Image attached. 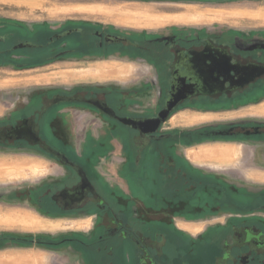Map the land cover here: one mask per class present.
I'll use <instances>...</instances> for the list:
<instances>
[{"label":"flooded vegetation","instance_id":"af4514ba","mask_svg":"<svg viewBox=\"0 0 264 264\" xmlns=\"http://www.w3.org/2000/svg\"><path fill=\"white\" fill-rule=\"evenodd\" d=\"M124 1L155 4L156 11L176 18L194 17L182 8L200 5L225 10L242 6L233 11L257 15L251 17L253 20L264 19V0ZM140 5L125 7L132 11L151 9ZM143 24H147L145 20ZM212 27L217 25L170 23L136 29L72 15L40 21L0 17V71L87 66L115 58L133 65L139 76L128 86L96 80L70 85L37 83L25 94L20 91L15 98H0V158L4 154L48 156L52 168L50 174L36 181L9 186L0 182V213L27 212L38 217L43 214L48 220L92 221L87 229L50 234L34 229L18 232L14 230L18 226L0 228V250L43 246L58 251L68 264H264V203L262 209L246 207L233 213L225 211L224 205H216L222 197H229L226 187L232 180L247 186L244 197L248 200L264 201V176H251L264 174V116L246 113L228 123L173 132L163 129L174 113L187 108L198 110L203 106L220 112L264 104V33L240 28L231 30L238 33L226 34ZM106 66L81 71H102ZM148 74L153 79L143 80ZM154 88L159 91L154 105H145L140 97L126 98ZM173 89H184L187 95L157 131L145 133L123 122L125 118L156 117ZM208 142L235 146V160L230 162L227 156V162L198 163L179 152ZM157 151V176L146 186L145 175L142 178L141 174L149 155ZM112 155L122 156L115 175L123 173L122 167L127 165L128 181L139 188L137 194L132 193L131 183L123 187V181L112 175L110 179L102 171L101 161ZM54 160L63 168L54 167ZM216 169L221 172L216 173ZM217 187L223 189L215 195ZM183 201L200 205L195 206L197 217H185L194 220L191 223L195 225L188 227L194 231L180 226H152L150 219L172 216V203L182 207ZM150 202L160 204L159 213L153 212ZM180 211H175L177 216L182 215ZM218 218L225 221H216ZM39 225L47 226L40 222L34 227ZM33 253L50 261L46 251Z\"/></svg>","mask_w":264,"mask_h":264},{"label":"rangeland","instance_id":"374dc122","mask_svg":"<svg viewBox=\"0 0 264 264\" xmlns=\"http://www.w3.org/2000/svg\"><path fill=\"white\" fill-rule=\"evenodd\" d=\"M126 5L133 6V5H140L138 3H130L128 1L124 0H0V17L9 18L13 20H44V19H57L61 18L62 16H76V17H82V18H89L92 22L100 21L103 19L105 22H112L114 24H117L118 26L122 27H132L136 29H143V28H149V27H159L163 25H167L170 23H177V24H193V25H200L203 23L209 24V26H212L213 24H216L217 27H212V29L217 31H223L226 34H235L238 32H231L233 29H240L243 28L247 31H250V33H264V22L263 17L253 20L257 17V15H247L241 11H233L243 8L242 6L237 7H231L225 10L222 9H212L207 6H200V5H193L187 7H184L182 9L186 10V13H193L195 14L194 17L190 18H181L180 16L176 18L175 16L170 15L167 13H159L155 10L158 5H140V6H148L151 7L149 11H132L126 9ZM169 7V5H167ZM124 7V8H122ZM180 8V7H178ZM263 9V8H262ZM147 13H149L151 16L148 18ZM204 15H200V14ZM143 15V16H142ZM167 17H164V16ZM199 15V16H197ZM147 16V17H146ZM154 16H160V18H155ZM250 18H245V17ZM251 17L253 19H251ZM134 18H139L141 21L134 20ZM183 19V20H181ZM143 20L146 21L147 24H143ZM104 23V22H103ZM245 33V32H243ZM88 60V59H87ZM89 61V60H88ZM91 61V60H90ZM121 61V59H115V58H108L105 60H101V62H91V64L87 66H77V65H69L66 67L62 66H46L45 68H40L37 71L33 72H9V71H0V98H15L17 92H22L25 94L26 89L30 88L33 84H49V83H57V84H73L77 81H87V80H96L99 82H113L118 81L120 83L129 84L131 80L135 81L138 79V75L135 72V67L131 64H125ZM93 63V65H92ZM107 64L106 69H102V71H81L82 69L88 70L90 68L97 67L99 65ZM131 67L132 69H130ZM105 68V67H104ZM113 68V69H111ZM113 70V71H112ZM153 75H144L143 80L147 79H153ZM139 80V79H138ZM128 86V85H126ZM24 90V91H23ZM126 95V94H125ZM159 96L158 89L154 88L151 89L149 92L141 93V94H134L133 96L127 95V99H131L133 97H140L143 98L144 104L147 105H154L155 101L157 100V97ZM261 108V106H255L250 108H242L241 110H228V111H216L214 112L211 109V107H198V110L187 108L186 110H179L178 112L174 113L169 120H167L163 124V129L166 132H173V131H179V130H189L194 126L197 125H204V124H218V123H228L233 120H239L238 118H241L239 116L246 115L245 113L250 112L251 110L254 111L255 109ZM154 109V108H153ZM206 109V110H204ZM254 109V110H253ZM200 114H215L213 119L203 121L200 123H192L194 120H191V117L195 116H202ZM210 115V116H213ZM251 117H259L264 116V114H258V113H250ZM206 117H210L205 115ZM120 133L118 135L119 142L121 143V136ZM216 143V142H215ZM214 142L209 145L215 144ZM202 144V143H201ZM199 144H193L189 147H184L183 150L179 151L182 152L183 155H186L188 158L187 150L191 147L200 146ZM189 151V150H188ZM158 151L156 153H152L149 155V159L147 161V164L145 166V171L141 174L142 178L145 180L144 183L146 186L153 182V179L156 178L157 173L156 169L159 168L158 163L159 160H157ZM8 156V157H7ZM30 157V158H29ZM106 156H103V158ZM121 155H112L111 158H104L101 161L102 170L110 179L117 178L120 181H123L125 185H128L131 183V191L133 194H137L136 189L138 187H135L132 185V182L128 181L130 176V168H125L123 173L119 172V175L116 176V165L121 163ZM166 158V157H165ZM240 160V159H239ZM239 160L236 164L239 163ZM50 158L48 156H28V155H14V154H4L1 155L0 158V165L4 162H23L22 170L24 172H15L13 174H8V176H11L13 178H20V180H1L0 182H5L8 186L11 184H19L21 182L25 183L26 181H36L37 179L45 178L46 175L50 174L52 171V168L50 167L51 162ZM194 161V160H193ZM198 163H211L207 162L206 160L202 161H196ZM55 165V166H54ZM54 165L52 163V166L56 168H63L58 161L54 160ZM235 165V164H234ZM121 168V167H120ZM119 168V169H120ZM231 170V169H230ZM216 173H219L218 169L215 171ZM234 174H237L236 172H232ZM112 175V177H111ZM216 176H219L217 174ZM238 176V175H237ZM252 177L257 178L258 176H264V174L260 175V173H255L251 175ZM250 176V177H251ZM232 180V179H231ZM248 180H251V178H248ZM254 180V179H253ZM258 181H261L257 179ZM12 181V182H11ZM141 181L139 184H142ZM137 184V183H135ZM239 184V182L231 181V186L226 187L229 190V197L225 196L222 197L216 205H224L225 211H228V213L233 212H240L242 209L246 210L248 208L256 209L258 210L261 205L264 203L263 200H259L258 198H252L247 199V197H244L248 191L247 186H240L236 185ZM151 185L148 186L150 188ZM251 187V186H250ZM260 188V187H257ZM135 189V190H134ZM139 189V188H138ZM223 187H217L215 189V195L221 193ZM138 191V190H137ZM139 194L142 195V192L138 191ZM218 192V193H217ZM24 203H26L25 200H23ZM197 202H182V207H180V203H172L171 206V212L173 213L172 216L168 215L166 217H159V215L156 218L150 219L152 220V226L156 227L157 229L160 227L162 229H168L173 226L176 227H182V229H187L192 231L193 229L188 228L191 226H194L195 224L191 223L194 220L186 219V216L193 215L191 217H197L195 216L196 211V204ZM149 206L154 210V213H159L160 211V204L159 203H148ZM170 205V204H168ZM179 205V206H178ZM200 207V205H198ZM179 208H181L180 213L182 215L178 214L176 215L175 211H178ZM230 208V209H229ZM263 208V207H262ZM260 208V209H262ZM200 210V208H199ZM198 210V211H199ZM35 211V210H34ZM233 211V212H232ZM36 212V211H35ZM194 213V214H193ZM29 214V213H28ZM190 214V215H189ZM30 215V214H29ZM38 217V222L34 223L35 226L41 223L47 224L46 227L40 226L39 227H30L26 226V223H13L9 222L8 225H1L3 230H6L8 228L17 227L14 230L18 232H25L30 229H34V231H40L42 233H54L56 232H68L71 230H78L81 228L87 229L88 227H91L92 221L91 218L87 219H78L75 221H67V219L62 218L60 220H48L46 216L43 214ZM46 217V218H45ZM36 214L35 217L32 218L34 221H36ZM150 218V217H149ZM51 219V218H50ZM216 221H222L224 222V218H218ZM60 223L61 225H58V227H54L53 225L56 223ZM198 222V221H197ZM221 223V222H220ZM53 224V225H51ZM24 230V231H23ZM12 231V232H16ZM194 231V230H193ZM20 234V233H19ZM24 234V233H23ZM37 248H40L41 250H44L50 254L49 258L50 261L47 262V259L44 256H40V261L44 258V264H60L58 262L61 261V264H66L67 261L64 262V260H61L62 256H60L58 251H54V249H47L43 246H34ZM58 254V255H57ZM55 259V261H54ZM74 263V261H69V264ZM68 264V263H67Z\"/></svg>","mask_w":264,"mask_h":264},{"label":"crops","instance_id":"0c3cea01","mask_svg":"<svg viewBox=\"0 0 264 264\" xmlns=\"http://www.w3.org/2000/svg\"><path fill=\"white\" fill-rule=\"evenodd\" d=\"M254 110V109H253ZM258 113V114H264V104L261 105V108L255 109L254 111H250L248 113ZM246 114V113H245ZM208 116V115H207ZM210 116V115H209ZM213 116L206 117L205 115L202 116H195L191 117V120H194L192 123H200L209 119H213ZM236 147L227 144H213V145H200L198 147L191 148L188 151V156L197 161H213V160H220L221 162H227L226 158L224 157H230L228 161L233 162L235 159L234 156L236 155ZM23 163V162H22ZM21 162H4L0 165V179L1 180H20V178H13L11 176H8V174H13L17 171L24 172L22 170L23 164ZM30 214V215H29ZM27 212H20V213H0V228L1 225H8L10 221L13 223H26V226L34 227L36 221H34L32 218V214ZM35 216H33L34 218ZM35 219H39L38 216H36ZM44 250H41L37 247H21V248H5L0 250V264H44V261L39 259V257L34 256L33 252H43Z\"/></svg>","mask_w":264,"mask_h":264},{"label":"water","instance_id":"95a60500","mask_svg":"<svg viewBox=\"0 0 264 264\" xmlns=\"http://www.w3.org/2000/svg\"><path fill=\"white\" fill-rule=\"evenodd\" d=\"M186 95L187 91L184 89H180L177 92H175L173 89L170 98L166 102V106L158 113L156 117H151L148 119L125 118L123 122L127 125L138 128L145 133L155 132L161 123L166 121L168 115L177 107V105L182 99L186 97ZM63 159L66 158L64 157Z\"/></svg>","mask_w":264,"mask_h":264}]
</instances>
